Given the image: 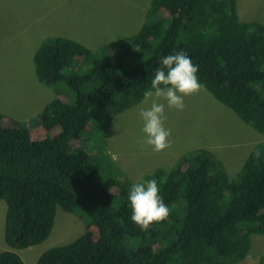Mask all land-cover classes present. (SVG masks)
<instances>
[{
  "label": "trees",
  "instance_id": "16d2710c",
  "mask_svg": "<svg viewBox=\"0 0 264 264\" xmlns=\"http://www.w3.org/2000/svg\"><path fill=\"white\" fill-rule=\"evenodd\" d=\"M143 13L137 30L104 44L100 56L64 36L46 37L35 49L38 80L50 87L65 80L75 97L69 102L55 94L42 106L39 139L28 126H4L0 114V199L9 247L0 251V264H25L14 249L44 242L57 207L89 216L90 227L40 253L36 264H235L250 251L251 236L264 235V144L248 154L236 179L209 149L196 148L137 181L120 170L103 178L98 158L72 147L106 107L122 111L139 102L161 57L180 50L199 66V82L217 101L264 133V23L240 20L236 0H150ZM77 57L90 61L89 68L75 65ZM86 81L93 86L82 91ZM150 179L170 215L142 231L131 220L128 194ZM126 238L144 243L129 248ZM257 264H264V251Z\"/></svg>",
  "mask_w": 264,
  "mask_h": 264
},
{
  "label": "rangeland",
  "instance_id": "374dc122",
  "mask_svg": "<svg viewBox=\"0 0 264 264\" xmlns=\"http://www.w3.org/2000/svg\"><path fill=\"white\" fill-rule=\"evenodd\" d=\"M150 0H0V114L4 126L25 125L32 139L44 136L37 121L42 106L56 94L72 102L75 90L65 80L50 87L40 82L34 72L32 55L46 37L64 36L79 41L100 56L101 47L119 37L134 33L144 20L143 9ZM240 20L264 23V0H236ZM74 64L85 71L90 61L74 58ZM91 82H83L82 91L91 89ZM117 100L124 96L116 94ZM144 97L122 111L109 105L97 120H90L72 147L79 145L92 158L99 160L98 169L103 178L116 177L120 170L132 181L143 180L144 175L157 167L170 168L181 155L196 148L209 149L236 179L243 161L256 145L264 144V133L241 120L229 107L217 101L203 86L200 92L184 98L185 109H168L165 128L171 130V146L153 152L150 146L141 149L138 140L143 137L139 109L147 107ZM111 117L107 119V115ZM37 117V118H36ZM36 119V120H35ZM56 132V131H55ZM102 140V142H100ZM111 211L117 207L112 204ZM6 203L0 199V251L9 249L4 240ZM90 218H82L57 207L52 231L37 245L14 249L25 264H36L40 253L59 244H66L90 227ZM93 238L97 237L92 233ZM124 243L135 248L141 239L126 238ZM264 251V235L251 236V248L244 259L235 264H257Z\"/></svg>",
  "mask_w": 264,
  "mask_h": 264
},
{
  "label": "clouds",
  "instance_id": "9594fccd",
  "mask_svg": "<svg viewBox=\"0 0 264 264\" xmlns=\"http://www.w3.org/2000/svg\"><path fill=\"white\" fill-rule=\"evenodd\" d=\"M198 71L199 66L183 50L161 57L151 80V89L144 93L142 103L148 106L141 107L138 113L143 125L141 132L144 134L138 140L141 149L150 146L153 152H161L171 146V130L164 126L167 119L165 103L159 101H165L170 110L183 111L186 107L184 98L202 89L196 75ZM159 192L155 179L133 184L129 191L131 220L142 231L148 230L153 223L166 220L170 215V209Z\"/></svg>",
  "mask_w": 264,
  "mask_h": 264
}]
</instances>
